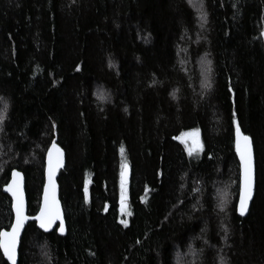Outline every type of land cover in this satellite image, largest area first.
Masks as SVG:
<instances>
[{
	"label": "trees",
	"instance_id": "16d2710c",
	"mask_svg": "<svg viewBox=\"0 0 264 264\" xmlns=\"http://www.w3.org/2000/svg\"><path fill=\"white\" fill-rule=\"evenodd\" d=\"M203 7L201 21L189 0H0V230L12 170L36 215L50 144L67 153L66 234L30 221L18 264H264V0ZM237 125L256 157L245 216ZM191 129L197 155L178 140Z\"/></svg>",
	"mask_w": 264,
	"mask_h": 264
},
{
	"label": "snow or ice",
	"instance_id": "6c2138e0",
	"mask_svg": "<svg viewBox=\"0 0 264 264\" xmlns=\"http://www.w3.org/2000/svg\"><path fill=\"white\" fill-rule=\"evenodd\" d=\"M198 5L202 8L203 0H198ZM204 19H206V13L201 12V20ZM205 86L210 87V83L206 81ZM6 108L7 104L5 103L4 108L0 109V120L3 119V113ZM196 131L197 130H192V132L189 134L192 137V147L188 149L189 154L196 151L200 147V142L197 139ZM249 141V136L243 134L239 126L237 125L236 151L240 157L241 168L238 211L242 215L248 207V201L252 196L253 188L252 152ZM54 148L55 145H53V147L49 149V180H51V177L55 170L51 160L52 150ZM56 151L59 152L58 149H56ZM12 176L13 180L11 184H9L7 187L8 190L12 192V195L16 198V202L14 204L16 219L15 222L12 223L11 228L9 230H0V251H2L3 256L7 258L10 264H16L18 236L21 228L23 227L26 217L23 214V200L18 179L20 174L13 170ZM44 200L45 205L41 208L40 215L36 217V220L39 221V227L41 229L47 230L53 223H55L57 220H60L59 231L62 232L64 230V223L56 207L54 195L51 198L49 197V189L47 185H45ZM121 202L123 204V193L121 195ZM221 207L223 208V203L221 204ZM121 223L126 224L127 221L122 220ZM225 232H227V229H225ZM220 264H226V260L224 257H220Z\"/></svg>",
	"mask_w": 264,
	"mask_h": 264
},
{
	"label": "water",
	"instance_id": "95a60500",
	"mask_svg": "<svg viewBox=\"0 0 264 264\" xmlns=\"http://www.w3.org/2000/svg\"><path fill=\"white\" fill-rule=\"evenodd\" d=\"M240 128V127H239ZM241 132L243 133V130L240 128ZM234 134V140H235V145L234 147L236 148V130L235 132L233 133ZM245 134V133H243ZM247 136H249L248 134H245ZM250 138V146H251V152H252V171H253V188H252V196L251 198L249 199L248 201V207L246 209V211L244 212V214L242 215L239 211H238V207H239V200H238V206H237V210L236 212H238V214L240 216H245L249 211L250 207H251V204L253 202V197H255V192H256V181H257V173L255 172L256 171V157H255V149H254V144H253V140L252 138L249 136ZM53 145H55V148L52 150V156H51V160H52V165L54 167V172H53V175L51 177V180H49V149L53 147ZM56 149L59 150V152L56 151ZM65 149L62 148L59 144H57L55 141L52 142L47 150V153H46V160H45V168H44V176H45V179L43 180L44 181V186H43V191L41 192L42 196H41V201H40V205H39V211L37 212L36 215H29L28 214V197H27V191H26V177H25V174L22 170L20 169H13L15 170L16 172H18L20 174L19 176V186H20V189H21V193H22V200H23V214L24 216L26 217L25 221H24V224H23V227L21 228L20 230V233H19V236H18V243H17V254H16V264L19 263V254H20V247L21 246V240H22V237H23V233L26 229V226L27 224L30 222V221H33L35 220L36 221V224H37V227L42 230V232H51L53 230H57L56 232H58L59 234L63 235V234H66V230H67V223H66V219H65V212H64V207L62 206V201L60 199V186H59V182H58V176H59V172L61 169L64 168V165H66V162H67V153H65ZM237 152V151H236ZM237 160H239V163H240V157L237 153ZM57 161H58V166H57ZM12 170V172H13ZM12 172H11V175H10V178L9 180L7 181V183L4 185L3 187V191L9 195L10 199H11V202H12V211H13V220H12V223L15 222V219H16V213H15V207H14V204L16 202V198L12 195V192H10L8 190V185L11 184L12 180H13V176H12ZM240 177H241V168H240ZM122 181L124 184H128L131 180V167H130V164L129 165H125V167L123 168V172H122ZM45 185L48 186V189H49V197L51 198L53 195L55 197V201H56V207L59 211V214H60V217L61 219L63 220V223H64V230L61 232L59 231V225H60V220H57L55 223H53L47 230L45 229H41L39 227V221L36 220V217L38 215H40V212H41V208L44 207L45 205V200H44V191H45ZM240 186V184H239ZM239 199V197H238ZM12 225V224H11ZM11 228V226L9 228H6V229H3L5 231L9 230ZM3 254V253H2ZM5 258V261H7L9 264L10 262L7 260L6 257Z\"/></svg>",
	"mask_w": 264,
	"mask_h": 264
},
{
	"label": "rangeland",
	"instance_id": "374dc122",
	"mask_svg": "<svg viewBox=\"0 0 264 264\" xmlns=\"http://www.w3.org/2000/svg\"><path fill=\"white\" fill-rule=\"evenodd\" d=\"M189 1L197 9L198 15H199L198 17L201 20V12L204 13V7H203V5H202V8H201L198 5V0H189ZM201 21H203V20H201ZM201 61H204L205 62L206 60L203 59ZM206 65L207 64H204V67L205 68H206ZM202 66H203V64H202ZM205 68L203 69L204 70V74L206 72V69ZM203 77L206 78L205 76H203ZM206 81H209V80L206 78V79H204V82L203 83L205 84ZM97 93L102 95L100 89L97 90ZM3 108H4V106H3V104H1V101H0V109H3ZM3 115H5V114L3 113ZM2 120H0V123L2 122ZM192 130H197L196 131V136H197V139L200 142V147L196 151L192 152L190 155H197V154H199L202 151V148L201 147H203L202 137L200 135L201 133H200V130L199 129H191V130H188V131L180 134L178 136V140L185 145V149H187V151H188V149L192 147V137L189 135L192 132ZM2 161H3V166L6 167L12 161V159H9V160H3L2 159ZM126 189H127V186L124 185L123 186V189H122L123 192H124L123 193V196H125V193L127 192ZM218 190H219V192L221 194L217 195V197L221 198L220 200L223 201V203H225V204L229 203L231 201V198H232V192H228V191L224 190L223 187H220Z\"/></svg>",
	"mask_w": 264,
	"mask_h": 264
}]
</instances>
